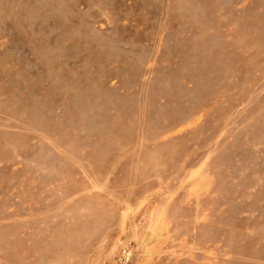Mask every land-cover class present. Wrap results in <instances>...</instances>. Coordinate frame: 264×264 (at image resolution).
<instances>
[{
  "label": "rangeland",
  "instance_id": "1",
  "mask_svg": "<svg viewBox=\"0 0 264 264\" xmlns=\"http://www.w3.org/2000/svg\"><path fill=\"white\" fill-rule=\"evenodd\" d=\"M0 264H264V0H0Z\"/></svg>",
  "mask_w": 264,
  "mask_h": 264
},
{
  "label": "built area",
  "instance_id": "2",
  "mask_svg": "<svg viewBox=\"0 0 264 264\" xmlns=\"http://www.w3.org/2000/svg\"><path fill=\"white\" fill-rule=\"evenodd\" d=\"M128 258H129V256H128Z\"/></svg>",
  "mask_w": 264,
  "mask_h": 264
}]
</instances>
